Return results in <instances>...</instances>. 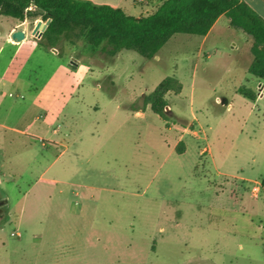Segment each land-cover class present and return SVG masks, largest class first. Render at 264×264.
I'll list each match as a JSON object with an SVG mask.
<instances>
[{"label":"rangeland","instance_id":"374dc122","mask_svg":"<svg viewBox=\"0 0 264 264\" xmlns=\"http://www.w3.org/2000/svg\"><path fill=\"white\" fill-rule=\"evenodd\" d=\"M36 20L0 14V126L48 110L53 128L72 115L77 132H43L69 149H34L40 163L14 160L0 140V264H264V82L247 69L253 38L223 15L208 37L177 33L152 59L83 39L56 53L37 40ZM23 26L27 40L9 41ZM166 76L184 85L168 93L167 119L131 109ZM109 79L114 97L102 87ZM204 147L211 156L199 155Z\"/></svg>","mask_w":264,"mask_h":264},{"label":"trees","instance_id":"16d2710c","mask_svg":"<svg viewBox=\"0 0 264 264\" xmlns=\"http://www.w3.org/2000/svg\"><path fill=\"white\" fill-rule=\"evenodd\" d=\"M0 14L20 20L51 18L39 43L61 52L65 41L76 43L83 39L95 47L103 46L109 55L132 50L152 59L177 33L205 36L219 17L225 15L232 26L253 38L248 72L264 80V18L244 0H163L152 13L139 18L124 9L85 0H0ZM116 83L106 80L102 86L110 97L115 96ZM108 87V88H107ZM183 83L175 76H166L157 87L142 98V104L131 109L148 107L161 118H168V93L183 91ZM239 92L256 100L257 93L248 87ZM178 153L185 151L180 141ZM264 186V178L262 180Z\"/></svg>","mask_w":264,"mask_h":264},{"label":"crops","instance_id":"0c3cea01","mask_svg":"<svg viewBox=\"0 0 264 264\" xmlns=\"http://www.w3.org/2000/svg\"><path fill=\"white\" fill-rule=\"evenodd\" d=\"M85 1H89L92 2L94 4H99V5H103V4H107V5H111V6H115V7H120L122 9H124L128 14L133 15L137 18L141 17V16H145L148 15L150 13H152L153 11L156 10V8L161 4V2L163 0H85ZM246 1L251 7H253L263 18H264V0H244ZM222 17V16H221ZM215 22V24L213 25V27L211 28V30L209 31V33L207 35H205V38L208 37L211 32L213 31L214 28H216V24L218 23V21L220 20V18ZM40 19L36 20V23L39 21ZM16 30H24L25 31V38L20 40V41H26L27 40V29L26 27H15L13 28V32H12V36L13 33ZM40 38L37 37V40H39ZM9 41H15V42H19L13 39V37H9L8 38ZM49 49H53V48H49ZM56 53L59 52V50L57 49V51H55ZM253 76V75H252ZM6 79L5 77H1L0 78V89L2 86H6L8 84H6ZM12 82L11 80L8 82L10 83ZM17 82V80H16ZM15 82V83H16ZM264 80H262L260 82V84H263ZM9 96L10 97H15V98H24L23 94H20L19 96L16 95L13 92H9ZM114 97V96H113ZM217 100H222L220 97L217 98ZM96 106V105H95ZM97 108V106H96ZM150 109V107L147 108V110ZM128 112L131 113V115H133L134 117H142L145 115V112L143 111H131L128 110ZM60 116V114H58ZM55 113H49V111L47 110L45 112V115H38L34 118V120H32L31 122H28L25 126H21V127H12L10 125H5V126H0L1 130L0 131V140L2 141V149L5 148V150H7L9 152V156L12 157L14 160H25L27 159V157H31V158H35L36 155H33V150L34 149H41L42 153L45 152L48 154V151L50 149V147H63V152H66L67 149H69V145L68 144H64L62 141H59L57 139L52 138H45L43 136V132H46L49 130L50 127L53 128V119L55 118ZM43 117V119H45V121L40 124L39 126H37V121L39 119H41ZM196 119V117L194 118ZM65 123V124H64ZM64 123H58L56 127H54L53 133H58L60 127L65 126V128H67V133L72 134L73 132H77V128H76V120L74 119V117L71 115V117H65V121ZM33 127H36L35 130L32 132L31 129ZM188 127H181L179 131H181V134L179 135V138L177 139V141L174 144V151L177 153L176 151V147L179 144L180 141L183 140H179L180 138H183L185 133L187 132ZM68 134L63 135V140L66 139V137ZM41 142V145H40ZM20 144L21 146V151L23 153L20 152H12L11 147L14 144ZM43 146V147H41ZM187 146L185 145V151L183 153H185L187 151ZM205 152V153H204ZM183 153H180L183 154ZM22 156H21V155ZM179 154V153H178ZM32 155V156H31ZM200 156H211L212 153L210 151L209 148H202L201 151L199 152ZM26 157V158H25ZM45 157L43 154L41 155V158ZM35 160L37 161V163H40V158H35ZM21 162V161H20ZM45 173V172H44ZM221 175L223 177H229V176H233V175H229L227 173L221 172ZM44 177V176H43ZM48 180V179H47ZM51 182H55V183H61V181L59 179L56 178H52L49 179ZM66 184H69L70 186H74V184L72 182H66ZM82 187V186H81ZM88 187V186H85ZM76 194H79V191H76Z\"/></svg>","mask_w":264,"mask_h":264},{"label":"water","instance_id":"95a60500","mask_svg":"<svg viewBox=\"0 0 264 264\" xmlns=\"http://www.w3.org/2000/svg\"><path fill=\"white\" fill-rule=\"evenodd\" d=\"M51 22V18L47 19V20H42L40 19L37 23L36 26L34 28V34L38 37L41 38L43 32L46 30V28L48 27L49 23ZM13 39L16 41H20L22 39L25 38V31L24 30H16L13 33ZM54 51H57L56 48H53Z\"/></svg>","mask_w":264,"mask_h":264}]
</instances>
